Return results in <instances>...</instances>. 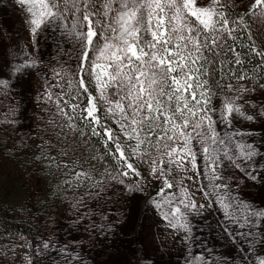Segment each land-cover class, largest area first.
<instances>
[{"label": "snow or ice", "instance_id": "1", "mask_svg": "<svg viewBox=\"0 0 264 264\" xmlns=\"http://www.w3.org/2000/svg\"><path fill=\"white\" fill-rule=\"evenodd\" d=\"M246 2L15 0L29 38L15 71L43 83L34 123L8 119L19 135L0 154L45 172L73 219L64 238L0 236V264H87L137 197L185 264H264V198L246 194L264 188V0Z\"/></svg>", "mask_w": 264, "mask_h": 264}, {"label": "rangeland", "instance_id": "2", "mask_svg": "<svg viewBox=\"0 0 264 264\" xmlns=\"http://www.w3.org/2000/svg\"><path fill=\"white\" fill-rule=\"evenodd\" d=\"M24 15L15 0H0V80L5 82L0 86V136L9 142L19 133L6 121L20 117L24 127L34 123L36 96L43 83L36 68L15 71L17 65L29 58L24 55L29 39ZM262 41L263 35L256 42L264 47ZM39 50L45 53L47 61L51 49L43 39ZM32 55H37L35 49ZM40 70L46 71L42 65ZM244 126L256 127L248 122ZM255 136L259 141L261 130H257ZM45 176L46 173L37 171L23 153L0 154V236L7 233L2 241L5 245L21 235L29 239L65 237L73 217L66 205L46 188ZM246 194L259 201L264 198V188L249 187ZM22 205L25 207L21 208ZM113 211L110 219L114 225L91 241L86 251L87 264H185L186 256L180 255L182 245L173 240L169 234L172 230L164 227L158 214L150 206L146 209L143 198L121 201ZM5 221L18 222L32 232L5 228L1 225Z\"/></svg>", "mask_w": 264, "mask_h": 264}, {"label": "trees", "instance_id": "3", "mask_svg": "<svg viewBox=\"0 0 264 264\" xmlns=\"http://www.w3.org/2000/svg\"><path fill=\"white\" fill-rule=\"evenodd\" d=\"M246 7H247V2L245 1L244 8H246ZM237 10L239 11L241 9H237ZM261 35H263V37H264V32H262L259 37H261ZM1 225L5 228H9V229L12 228V229L17 230V231L22 232V233H31L32 232L31 228H28L26 226L24 227L22 224H20L18 222L16 223V222H12V221L11 222L5 221Z\"/></svg>", "mask_w": 264, "mask_h": 264}]
</instances>
